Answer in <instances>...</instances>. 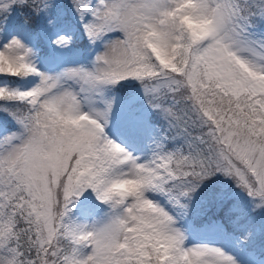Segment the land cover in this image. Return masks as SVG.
Returning <instances> with one entry per match:
<instances>
[{"label": "snow or ice", "instance_id": "1", "mask_svg": "<svg viewBox=\"0 0 264 264\" xmlns=\"http://www.w3.org/2000/svg\"><path fill=\"white\" fill-rule=\"evenodd\" d=\"M63 3L0 0V264H245L183 222L222 176L250 199L212 195L221 231L255 254L264 0Z\"/></svg>", "mask_w": 264, "mask_h": 264}, {"label": "trees", "instance_id": "2", "mask_svg": "<svg viewBox=\"0 0 264 264\" xmlns=\"http://www.w3.org/2000/svg\"><path fill=\"white\" fill-rule=\"evenodd\" d=\"M63 6L68 7L66 0H64ZM126 90L127 86H125V89L120 90L121 95H124ZM221 188H224L233 197V200L240 201L245 205L248 204L250 198L246 193L236 188V186L231 181L226 180L222 176H217L211 181L207 182L193 199L188 220L192 224H195L196 227H199L204 223L219 222L229 232L234 230L229 222V219L225 215V210L227 209L228 205L226 204L224 209H221L212 199V195ZM230 203L231 201H229V204ZM261 214V212L256 213L255 215L249 214V216L246 217L247 224L245 227H251L253 229H255V227H260V235L254 238V243L248 247L255 248V252L264 256V219L260 220L258 218Z\"/></svg>", "mask_w": 264, "mask_h": 264}, {"label": "rangeland", "instance_id": "3", "mask_svg": "<svg viewBox=\"0 0 264 264\" xmlns=\"http://www.w3.org/2000/svg\"><path fill=\"white\" fill-rule=\"evenodd\" d=\"M62 56H71L72 54L70 52L66 53H61ZM44 68H47V64H42L41 65ZM116 116L114 117L113 121L109 124V127L107 131L109 132V135L113 138L115 135H120L121 134V128L119 125V112L120 108L119 105L116 107ZM113 135V136H112ZM124 137V136H122ZM127 139V137H124ZM128 140V139H127ZM121 141V140H120ZM130 144L133 146H139L130 140H128ZM126 146V145H125ZM127 147V146H126ZM142 148L141 146H139ZM129 150L135 151L137 155L140 153L138 151H141L142 149L138 150L137 148H131L129 147ZM144 150H143V155H144ZM262 214L260 217H258L260 220L264 219V213L261 212ZM255 220V219H254ZM258 220V221H260ZM184 227L188 230V236H189V242L190 243H209L213 244L215 246H221L223 247L226 251H228L231 254L239 256L241 260L245 262V264H260L261 261H264V256L258 254L255 252L254 256H250L249 253H242L240 252L233 239H229L225 236L224 232L221 231V224L218 222H211V223H204L200 227H195V224H192L189 222L188 217L186 220L183 222ZM256 228V227H255ZM260 228V227H258Z\"/></svg>", "mask_w": 264, "mask_h": 264}, {"label": "bare ground", "instance_id": "4", "mask_svg": "<svg viewBox=\"0 0 264 264\" xmlns=\"http://www.w3.org/2000/svg\"><path fill=\"white\" fill-rule=\"evenodd\" d=\"M112 136H113V135H112ZM114 137H116V139H117L118 141L122 140L128 148H129V147L134 148V149L137 148L138 150L142 149V148H140L139 146H133L132 144L129 143V141H128L126 138H124V137H122V136H120V135H115ZM138 152L140 153L139 155L143 156V150L138 151Z\"/></svg>", "mask_w": 264, "mask_h": 264}, {"label": "clouds", "instance_id": "5", "mask_svg": "<svg viewBox=\"0 0 264 264\" xmlns=\"http://www.w3.org/2000/svg\"><path fill=\"white\" fill-rule=\"evenodd\" d=\"M190 23V26H192L194 29L196 28H199V27H202L203 25L202 24H192V22H189Z\"/></svg>", "mask_w": 264, "mask_h": 264}]
</instances>
